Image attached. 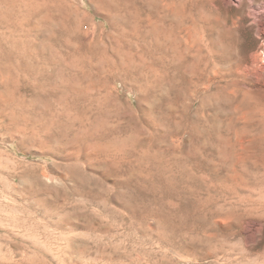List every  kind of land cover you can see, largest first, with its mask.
Here are the masks:
<instances>
[{
	"label": "rangeland",
	"instance_id": "1",
	"mask_svg": "<svg viewBox=\"0 0 264 264\" xmlns=\"http://www.w3.org/2000/svg\"><path fill=\"white\" fill-rule=\"evenodd\" d=\"M217 6L0 0V264H264V36Z\"/></svg>",
	"mask_w": 264,
	"mask_h": 264
},
{
	"label": "bare ground",
	"instance_id": "2",
	"mask_svg": "<svg viewBox=\"0 0 264 264\" xmlns=\"http://www.w3.org/2000/svg\"><path fill=\"white\" fill-rule=\"evenodd\" d=\"M196 1H197V4L199 3L200 8L202 6L207 5L209 2L214 7H218L217 5L219 2L224 3L227 7L231 5L235 6L237 9H235V13L234 15H232L233 24L238 25V26L239 25L248 26L255 34L264 36V21H262V19H259V17L261 18L262 16L264 18V13L260 12V9L262 6L259 5L260 4L259 2L261 1L264 2V0H196ZM204 19L205 17H203L201 14L200 21ZM191 20L193 23L194 21L196 23L197 18L195 16H191ZM192 22L190 21V23ZM191 29H192V26L185 22H182L179 25L174 21L170 23V29H169L170 35L168 38L170 40V37H171V39L175 42L174 43L172 41L173 43L171 47L172 49H170L172 51V63L171 64L174 66L176 64H180V67L181 66L183 67V65L188 63L187 59H188L189 54L191 56H197L202 50V44L204 45V42H203L204 37L201 36L200 38H196L191 33ZM263 49H264V42H257L253 46L250 52L249 60L247 62L246 67H248L249 69H253V72L254 71L256 72V70L257 71L264 70V52H263L264 50Z\"/></svg>",
	"mask_w": 264,
	"mask_h": 264
}]
</instances>
